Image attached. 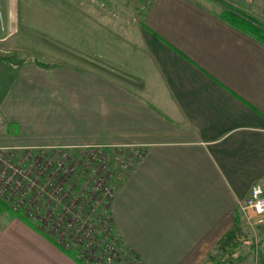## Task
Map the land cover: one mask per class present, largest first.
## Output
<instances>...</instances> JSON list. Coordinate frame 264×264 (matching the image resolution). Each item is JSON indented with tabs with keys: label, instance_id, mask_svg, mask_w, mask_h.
Returning <instances> with one entry per match:
<instances>
[{
	"label": "crops",
	"instance_id": "obj_1",
	"mask_svg": "<svg viewBox=\"0 0 264 264\" xmlns=\"http://www.w3.org/2000/svg\"><path fill=\"white\" fill-rule=\"evenodd\" d=\"M225 8L243 13L222 0H145L128 19L82 9L80 59L45 68L0 58L11 72L0 97L5 125L139 152L110 214L140 264L223 263L217 250L233 246L239 203L254 184L264 188V43L223 19ZM64 33L65 55L75 54ZM36 90L48 107L25 97ZM22 102L41 115L20 116ZM0 264L83 263L14 214L0 224Z\"/></svg>",
	"mask_w": 264,
	"mask_h": 264
},
{
	"label": "rangeland",
	"instance_id": "obj_2",
	"mask_svg": "<svg viewBox=\"0 0 264 264\" xmlns=\"http://www.w3.org/2000/svg\"><path fill=\"white\" fill-rule=\"evenodd\" d=\"M145 0H0V17L3 14L7 17H12V24H2L0 22V37L9 36L6 42H0V56H8L12 61H19L33 56L40 62L56 64L64 62L66 59H80L77 55L80 51L81 35H82V20L85 15H90L93 18L97 16L109 19L111 17L132 18L140 15ZM223 2H232L241 6L240 11L255 20L264 22V0H222ZM72 3L73 6L70 4ZM93 4V5H92ZM72 6L73 18H66V9ZM240 8V7H238ZM82 9L86 12L81 13ZM70 11V10H69ZM6 18H4L5 20ZM17 19V20H16ZM16 20V22H15ZM108 20H104L106 22ZM107 23V22H106ZM2 24V25H1ZM94 28L95 25H92ZM69 29L73 34V52L72 55H65V29ZM58 37L56 38L55 37ZM70 51V50H69ZM68 51V52H69ZM29 61V60H28ZM11 72L0 70V97L7 93L9 86L7 84V76ZM33 94V95H32ZM34 96L35 98H33ZM25 97H31L32 102H41V107H48V95L41 90H36L35 93L27 92ZM21 98V96H20ZM24 102V101H23ZM22 102V103H23ZM20 103V104H22ZM18 104V105H20ZM39 104V103H38ZM23 103L18 109L21 114H33L40 116L41 111L36 113L31 107H26ZM16 113V114H18ZM33 123L23 125L25 132L19 133L21 127L18 123L6 124L0 116V147L6 146L3 149L5 152L13 154L16 160H19L22 153L27 150L36 152L38 149H44L45 153L52 158L57 155L66 161V165L85 161L87 158L86 151L89 148L85 147H102L100 155L104 158L105 164H101L99 170L107 175V171H114L116 185L122 179L139 156V152L131 147H122L117 145L103 146L94 143H72L62 137H48V135L30 136L33 132ZM10 133L9 135L3 132ZM19 136V137H18ZM55 147V148H54ZM53 151V152H52ZM121 159L127 168L120 167L116 162L117 158ZM74 167H77L74 165ZM127 169V170H126ZM94 173V179H96ZM62 175V173L60 174ZM69 184L66 185V191L71 192L75 196L72 200L71 209L74 213L79 214V218L86 217L88 221L93 223L94 229L90 231L88 237L96 240L99 243L104 242V228L107 229L110 220V207L107 208V203L103 197L96 193L92 198L83 195L87 189L91 188L93 180H89L88 187L83 183L82 178L75 176L69 177ZM95 192V190L92 189ZM102 197V199L100 198ZM4 205L0 204V224L11 218L14 214L17 215L16 209L7 202ZM82 211V212H81ZM239 213V226L232 233L233 246L228 250L225 247H218L217 257H223V263L219 264H262L264 262V223H249L243 214ZM30 221L28 218H24ZM32 222H35L32 220ZM51 239L57 244L63 241L58 236L59 232L49 233ZM117 232V231H116ZM60 246V245H59ZM61 247V246H60ZM62 248V247H61ZM66 251L72 253L75 257L79 256L80 246L71 244L69 247H64ZM99 254L94 251L93 247H89L88 255L92 258ZM118 257V256H115ZM117 258L113 260L114 264H122L123 260Z\"/></svg>",
	"mask_w": 264,
	"mask_h": 264
},
{
	"label": "built area",
	"instance_id": "obj_3",
	"mask_svg": "<svg viewBox=\"0 0 264 264\" xmlns=\"http://www.w3.org/2000/svg\"><path fill=\"white\" fill-rule=\"evenodd\" d=\"M5 147H0V198L3 202H10L17 212L21 211L23 216L37 222L42 230L50 234L59 232L63 242L58 245L62 248L71 244L80 246V255L76 258L83 264H114L115 258L120 263L118 257L123 260L122 264H140L137 256L122 244L111 214L108 227L104 228V242L99 243L88 237L94 229L93 223L86 217L80 219L79 214L71 209L75 196L65 189L66 185H71L68 183L71 176L82 178L87 187L92 179L91 188L95 192L89 188L83 195L92 198L98 193L109 209L117 185L113 181L114 171H107L106 175L99 170L101 164H105L100 155L102 147H85L89 148L86 160L69 165L62 157H53L57 152L51 158L44 149L36 152L25 150L23 156L16 160L13 154L3 151ZM116 158V164L127 168L125 162ZM96 170L98 174L94 179ZM61 173L64 176H60ZM239 211L250 224L264 223V188L261 185L251 187L248 196L239 203ZM89 247L99 253L97 257L88 255Z\"/></svg>",
	"mask_w": 264,
	"mask_h": 264
},
{
	"label": "trees",
	"instance_id": "obj_4",
	"mask_svg": "<svg viewBox=\"0 0 264 264\" xmlns=\"http://www.w3.org/2000/svg\"><path fill=\"white\" fill-rule=\"evenodd\" d=\"M221 16L227 22L233 24L240 30L250 34L251 36L259 40L260 42L264 43V22H258L254 20L252 17H249L243 13L238 14L233 9H230V8L222 9ZM0 58L4 60V62H6L7 64H10L13 62L14 65H18L25 60L32 61L36 65L40 67H45V68L56 65V64L50 65L49 63L40 62L34 56L32 58L23 59L21 61H16V62L12 61V59L9 58L8 56H5V57L0 56ZM0 204L5 206V203L2 201L1 198H0ZM17 215L22 218H26L25 216H23V213L21 211L17 212ZM262 264H264V262H262Z\"/></svg>",
	"mask_w": 264,
	"mask_h": 264
}]
</instances>
